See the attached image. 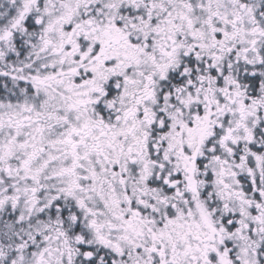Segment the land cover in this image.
Returning a JSON list of instances; mask_svg holds the SVG:
<instances>
[{"label":"snow or ice","instance_id":"6c2138e0","mask_svg":"<svg viewBox=\"0 0 264 264\" xmlns=\"http://www.w3.org/2000/svg\"><path fill=\"white\" fill-rule=\"evenodd\" d=\"M0 264H264V0H0Z\"/></svg>","mask_w":264,"mask_h":264}]
</instances>
